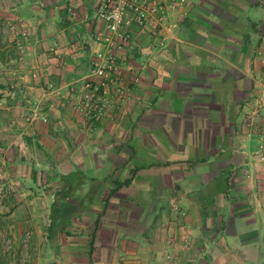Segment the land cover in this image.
I'll use <instances>...</instances> for the list:
<instances>
[{
  "label": "crops",
  "instance_id": "obj_1",
  "mask_svg": "<svg viewBox=\"0 0 264 264\" xmlns=\"http://www.w3.org/2000/svg\"><path fill=\"white\" fill-rule=\"evenodd\" d=\"M149 1L162 20L134 25L119 52L128 99L113 94L91 122L71 106L104 0H0V239L30 229L28 264H264V164L252 150L264 144V0ZM144 142L174 146L154 157L133 148ZM175 204L188 208L178 219ZM150 205L163 215H126Z\"/></svg>",
  "mask_w": 264,
  "mask_h": 264
},
{
  "label": "built area",
  "instance_id": "obj_2",
  "mask_svg": "<svg viewBox=\"0 0 264 264\" xmlns=\"http://www.w3.org/2000/svg\"><path fill=\"white\" fill-rule=\"evenodd\" d=\"M162 8L149 0H104L95 19L102 24L94 37L91 68L82 82L83 94L75 104L79 113L101 119L111 91L124 96L123 71L119 65V52L131 44L130 29L135 25L143 29L150 21H161ZM30 233L26 234V239Z\"/></svg>",
  "mask_w": 264,
  "mask_h": 264
},
{
  "label": "rangeland",
  "instance_id": "obj_3",
  "mask_svg": "<svg viewBox=\"0 0 264 264\" xmlns=\"http://www.w3.org/2000/svg\"><path fill=\"white\" fill-rule=\"evenodd\" d=\"M154 26H157V25H155L154 24ZM18 52H20L21 50H20V44L18 45ZM91 63H92V57H91ZM18 64H20V63H18ZM18 64H11L10 66H17ZM119 65L121 66V64H120V62H119ZM90 68H91V65H90V67L88 68V71H87V73H86V76L88 75V73H89V70H90ZM121 69H122V71H123V74H124V72L126 71H124L123 70V68H122V66H121ZM85 76V77H86ZM122 78L124 79V75H122ZM84 80V79H83ZM83 80L80 82V85L82 86V82H83ZM123 86H124V88H125V90H126V93H125V95L124 96H121V97H119L121 100H125L126 98L128 99V93H127V91H128V88H127V85L123 82ZM83 91V88H81L80 89V93ZM114 93H113V91H111L108 95H106V98H107V102H106V104H107V107H106V109H105V114L104 115H102V117H101V119H96L95 117H93V116H90V115H85V114H83V113H79L78 111H76V109H75V104L79 101V98L81 97V96H79L78 97V99H76L75 100V103L71 106L72 107V109H73V111H74V114L75 115H78L79 117H82V118H85L86 120H88V121H91V122H100L101 120H102V118H105V117H107L108 116V110L110 109V105H111V103H110V101H111V98H110V96H112ZM117 95V94H116ZM253 96L252 97H250V100H249V104L250 103H253ZM255 99H257V96L255 97ZM225 100L227 101V98H225ZM232 103H234V96H233V94H231V95H228V104H230V109H228V115H229V118H230V122H235V115H236V107H235V105L233 104L232 105ZM252 105V104H251ZM250 108V107H249ZM264 108V107H263ZM253 112V109L252 108H250V110H249V113H246V115H245V119L247 120L246 121V123L248 124V126H250L249 127V129H251L252 130V127H251V122H252V117H251V113ZM263 113V112H262ZM34 117V116H33ZM125 115H123L122 116V118H121V120L123 121V120H125ZM262 118H264V113H263V115H262ZM163 127V126H162ZM161 127V130H160V132H157V133H159V135H163V134H172V133H174L173 132V127L172 126H170V127H163L162 128ZM176 129V130H175ZM223 129V128H222ZM181 130H183L182 129V127H175L174 128V131H175V133L176 132H180ZM161 131H163V132H161ZM251 133V132H250ZM263 135H264V133H263ZM166 145V150L168 151L169 150V146L171 145V146H174V144L173 143H170V144H159V145H156V144H153V143H151V142H144V143H142V144H140V143H133V148L135 149V151L137 152V153H139V151L140 150H142V151H144V152H148V153H150V154H153L154 155V157L155 156H158L159 154H163V153H165V151H164V146ZM222 145H225V144H222ZM229 148H228V151L230 150L233 154H235V151H237V148H236V146H235V143H229V144H226ZM257 147H258V143H257V141L256 140H254V142H253V151H256L257 150V155L259 156V160H261V162L264 164V144L263 145H260V148H258L257 149ZM157 148H159V149H157ZM139 150V151H138ZM155 152H158V153H156L155 154ZM152 156V155H151ZM163 156V155H162ZM148 157V156H147ZM149 161H151V159H149ZM236 160H233V162H235ZM248 163L250 164L251 163V159H249V161H248ZM41 177H42V175H41ZM81 179L82 178H84V177H82V176H79ZM230 177V176H229ZM232 177V176H231ZM60 178V177H59ZM123 178H125V174L120 178L121 180L123 179ZM53 181L55 182V181H57V182H61V180L60 179H58V180H56V178H54L53 179ZM68 181H70V182H74L75 184L77 183L76 181H77V177L75 178V176H74V178H73V176L72 177H70L69 178V180ZM79 181V180H78ZM229 184L231 183L230 181L228 182ZM61 184V183H60ZM230 188H234L233 186H231ZM185 192H187V191H185V190H181V197H184V194H185ZM57 193V192H56ZM145 192H143V194H144ZM230 192H227V193H225V197H226V201H230V203L231 204H233L234 206H236V202H237V200H238V197H233L234 196V194L235 193H233V194H229ZM159 194H160V192H158V191H155L154 192V194H150L151 196H152V198H156V197H158L159 196ZM195 195H194V198H196V199H198V192H196V193H194ZM113 198H114V194H112L111 195ZM110 196V197H111ZM160 196H161V194H160ZM165 196L167 197V198H172V196L169 194L168 195V193L166 192L165 193ZM222 196H220V198H218V201L221 203V201H222ZM73 202H78L77 200H74ZM215 203V206H216V199H215V201H214ZM79 203V202H78ZM112 208H113V206H108L107 207V210L108 211H111L112 210ZM122 207H116V217H121L123 214V212L122 213H120L122 210H119V209H121ZM169 208V206H163V210L165 209V210H167ZM235 208L236 207H234L233 208V210H235ZM137 209V210H136ZM156 210V211H159L160 213L162 212V209H161V207H154L153 205H150V206H146V207H140V206H138V207H129V208H127L126 210V215H134V216H132V218L133 219H136L137 220V214L138 213H145V216H144V220H147V218L150 216V214H151V212H152V210ZM188 208H179L178 207V205L177 204H175V205H172V207H170L169 208V210H172V215L171 216H173L175 219H178L177 218V214H179V213H183V212H186V211H188L187 210ZM124 210V209H123ZM132 210V211H131ZM134 210L136 211V212H134ZM139 215V214H138ZM161 215H163L162 213H161ZM69 216V215H68ZM181 217V219L184 217V216H180ZM122 218H124V217H122ZM132 224H134V225H137L135 222H132ZM155 225H154V227L152 228V230L151 231H149L150 232V234L152 233V234H154L153 232L155 231H158V229H157V223H154ZM186 224L187 223H184V222H180L179 223V226L180 227H185L186 226ZM148 225L150 226V222H148ZM147 225V226H148ZM214 225V226H213ZM223 224H220L218 221L215 223V224H207V226L206 227H208V230L209 231H212V228L215 230V231H217V230H221V226H222ZM146 226V227H147ZM224 226V225H223ZM148 228V227H147ZM185 230H189V228L187 227ZM145 231H147V229H145ZM27 233H30V238L27 240L26 239V234ZM25 235H24V237L22 238V240H21V243H15L14 242V240H5V242H3V240L2 239H0V252H1V254H0V264H9V263H12L13 261H15V262H18V264L19 263H21V264H28L30 261H32V258H33V256L31 255V254H29L27 251L31 248V244H32V242L34 241L33 240V232L30 230V229H28V231H26L25 233H24ZM151 234V235H152ZM151 241V240H150ZM154 241V240H153ZM53 243H54V245L55 244H57L56 246H58V243L60 244L61 243V241H60V239L59 238H53ZM21 244V245H20ZM23 248L24 249V253L21 255V254H19V251H15V249L16 248ZM3 248V249H2ZM17 250V249H16ZM18 252V253H17ZM195 259H196V257H194ZM204 259V256H202L201 257V259L200 260H203ZM19 260L21 261V262H19ZM203 264V263H202Z\"/></svg>",
  "mask_w": 264,
  "mask_h": 264
},
{
  "label": "trees",
  "instance_id": "obj_4",
  "mask_svg": "<svg viewBox=\"0 0 264 264\" xmlns=\"http://www.w3.org/2000/svg\"><path fill=\"white\" fill-rule=\"evenodd\" d=\"M197 162L199 163V161H197ZM131 181H132V179L130 178V179L126 180L125 182H126L127 184H129V183H131Z\"/></svg>",
  "mask_w": 264,
  "mask_h": 264
}]
</instances>
